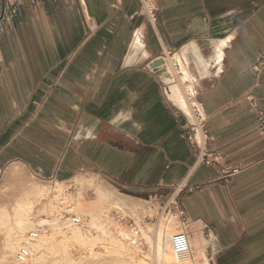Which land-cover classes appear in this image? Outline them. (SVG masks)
I'll return each instance as SVG.
<instances>
[{
	"label": "crops",
	"instance_id": "crops-1",
	"mask_svg": "<svg viewBox=\"0 0 264 264\" xmlns=\"http://www.w3.org/2000/svg\"><path fill=\"white\" fill-rule=\"evenodd\" d=\"M152 2L156 22L141 0L22 8L0 42V173H86L134 192L201 186L180 195L191 256L264 264V0ZM161 59L170 80L150 69ZM186 89L216 166L198 163L184 135Z\"/></svg>",
	"mask_w": 264,
	"mask_h": 264
},
{
	"label": "rangeland",
	"instance_id": "rangeland-1",
	"mask_svg": "<svg viewBox=\"0 0 264 264\" xmlns=\"http://www.w3.org/2000/svg\"><path fill=\"white\" fill-rule=\"evenodd\" d=\"M15 166L18 167L19 175L11 176L10 173ZM108 192H113L121 198V207L125 213L122 210H117L107 201L105 203L108 209L102 217V222L107 228L110 227V230H107L112 232L111 234L108 231V234L112 235L113 240L118 237L131 245L134 250L114 249L111 242L98 244L95 256L85 253L78 257L72 250H68L67 253L61 250V241L65 237H69L68 227L60 226L61 222L79 217L70 208L69 199L76 198L81 194L85 202L92 203L101 200L103 195ZM176 194L174 188L169 191L145 192L126 189L114 190L98 177L88 176L86 173L79 176L72 174L69 176L60 175L53 179H42L36 177L29 170L23 169L20 165H13L0 173V264H37L36 256H32L30 252L29 255H25V260L22 258L25 245L31 246L34 241L47 237L56 238L52 245L55 248L53 250L50 247V249L44 248L45 255L43 257L48 254L49 257L41 261V264H98L100 262L101 264L103 262H106L103 264H130L133 262L137 264H170L173 258H170L171 252L165 249V237L172 235L166 230L165 224L168 218H177V221H180L182 225L179 215L181 196L176 198L175 205L170 204ZM27 220L33 222L30 228L23 227ZM82 221L84 220L82 219ZM78 227L86 229L89 233L95 231L91 232L92 237L99 235L96 230L89 231L88 224L79 223ZM31 233H36L39 237L35 234V239H31L33 236ZM124 234H127L129 238ZM164 255L166 258L161 262ZM184 260L188 264H208L194 259L191 253Z\"/></svg>",
	"mask_w": 264,
	"mask_h": 264
},
{
	"label": "bare ground",
	"instance_id": "bare-ground-1",
	"mask_svg": "<svg viewBox=\"0 0 264 264\" xmlns=\"http://www.w3.org/2000/svg\"><path fill=\"white\" fill-rule=\"evenodd\" d=\"M168 74H169V71H168ZM169 75H166L164 77H167V79L170 80L171 76H169ZM183 92H184V90H183ZM183 98H184V106H185L188 114L191 116V105H190L189 101L187 100L185 92L183 93ZM10 174H11V176L19 175L18 174V167L17 166L13 167ZM107 201L110 203V205H113V207H115L117 210H122L124 212L123 208L121 207V202H122L121 198H119L118 195L114 194L113 192H108V194H104L101 200H99L97 202H92V203L91 202H85L81 194H79V196L76 198L72 197L71 199H69L68 203L70 205V208L72 210H74L79 215V217L61 222L62 224L60 226H64V227L67 226L68 227L67 232L69 231V235H68L69 237H65L64 240L61 241V245H60L61 250L66 251V253L68 252V250H72L73 253L78 255V257L82 256L85 253H91V254H94V256H95L96 246L98 244H102V243L106 244L108 242L109 243L111 242L110 244H111V246L114 247V249H118L120 251L134 250L131 245H129L128 243H125L123 240H120V238H118V237H115L116 240L118 238V241L113 240L114 238L113 239L111 238L112 232L109 231L110 227L107 228V226L102 222V217L107 213V209H108V207L106 206V203H105ZM66 203H67V201H66ZM118 212H120V211H118ZM109 217H111V216L109 215ZM82 219L84 221H82ZM32 223L30 222V220L29 221L27 220V222L23 225V227L24 228H30L32 226ZM78 223L83 224V225L88 224L89 225V231L90 230H96L99 233V235L98 236L96 235V237H92L90 234H91V232H95V231H91L89 233L86 229L78 227V225H79ZM165 228L171 235L179 233L183 229L180 221H177V218H172V219L168 218V220L166 221V224H165ZM107 229H109V230H107ZM108 231L111 233L110 234L111 236H109ZM31 234H33V236H34L36 233H31ZM124 235L127 238H129V236L127 234H124ZM33 236L32 237L30 236L31 239H35V236L39 237V235H37V234L34 237ZM41 239H43V238H41ZM55 239H56L55 237H47V238H44L43 240L34 241L33 242L34 244L33 245L31 244V246L25 245L26 248L24 249L22 258L25 260V255H29L31 253L32 256L33 255L36 256V260L38 261L37 264H41V261L46 260L49 257V254H48V256L46 255L45 257H43L45 255L44 254V248L47 249V247L48 248L50 247L51 250H53V248H55V247L52 245H53V243H55V241H56ZM99 246H101V245H99ZM158 247L160 248V245ZM165 249H166V251L171 252L170 258H173V259H172V262L170 264H188L185 262L184 259H186L190 254L187 255L184 259H179V258H177V256L175 254L172 253V251L169 248L165 247ZM164 258H166L165 255L161 258L160 261L162 262L164 260ZM103 263H106V262H103ZM98 264H101V262ZM130 264H137V263L133 262Z\"/></svg>",
	"mask_w": 264,
	"mask_h": 264
},
{
	"label": "built area",
	"instance_id": "built-area-1",
	"mask_svg": "<svg viewBox=\"0 0 264 264\" xmlns=\"http://www.w3.org/2000/svg\"><path fill=\"white\" fill-rule=\"evenodd\" d=\"M56 0H3L0 9V42L6 36L8 30L12 27L18 16L20 15L22 8L30 6L38 8L48 2H55ZM153 0H141L143 11L151 22L157 21V7L152 2ZM1 61V60H0ZM264 67V55L261 56L255 70L260 71ZM188 89L185 91L187 100L191 105V116L184 126V135L189 142L191 150L196 158V161L206 166H216L220 164L222 156L219 152L210 148L209 144L211 136L207 129V118L204 116L200 104L196 98L190 93ZM249 99V98H248ZM255 106V104L253 103ZM258 129L260 135L264 139V111L258 112ZM238 173V170H223V174L228 177L231 174ZM176 195L170 204H176V198L185 191H198L201 190V186L189 187L188 185L177 186ZM179 215L182 219L183 225V212L180 210ZM79 224V223H78ZM165 247L169 248L173 254L179 259H184L191 253V242L187 231L183 230L172 236L165 237Z\"/></svg>",
	"mask_w": 264,
	"mask_h": 264
},
{
	"label": "water",
	"instance_id": "water-1",
	"mask_svg": "<svg viewBox=\"0 0 264 264\" xmlns=\"http://www.w3.org/2000/svg\"><path fill=\"white\" fill-rule=\"evenodd\" d=\"M150 69L155 72L158 76L164 77L168 74V68L167 65L165 64L164 60H156L151 64ZM171 76V75H170Z\"/></svg>",
	"mask_w": 264,
	"mask_h": 264
}]
</instances>
